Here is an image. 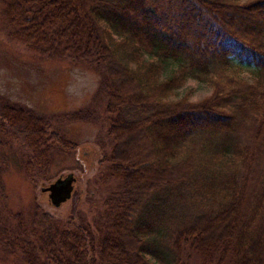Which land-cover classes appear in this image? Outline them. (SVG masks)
<instances>
[{
	"label": "trees",
	"instance_id": "obj_1",
	"mask_svg": "<svg viewBox=\"0 0 264 264\" xmlns=\"http://www.w3.org/2000/svg\"><path fill=\"white\" fill-rule=\"evenodd\" d=\"M0 1L9 38L101 72L100 102L72 112L1 103L0 135L28 150L35 184L54 153L78 146L59 126L100 118L109 148L94 181L115 184L91 219L60 220L37 204L8 209L0 167L3 255L15 264H264V0ZM238 67L256 75L232 76ZM189 78L210 96L176 99Z\"/></svg>",
	"mask_w": 264,
	"mask_h": 264
},
{
	"label": "rangeland",
	"instance_id": "obj_2",
	"mask_svg": "<svg viewBox=\"0 0 264 264\" xmlns=\"http://www.w3.org/2000/svg\"><path fill=\"white\" fill-rule=\"evenodd\" d=\"M7 32L4 5L0 1V104L8 101V104L30 109L37 115L50 116L78 110L92 101L100 102L96 94L101 75L98 69L76 65L66 59L43 58L30 51L24 43L9 38ZM238 69L232 76L250 79L256 75L252 69ZM211 93L212 88L208 83L189 78L178 89L176 99L186 95L190 101H199ZM59 129L66 139L78 146L69 154L54 153L46 178L35 184L24 168L27 155L24 157V154L28 150L17 139L5 142L0 135V167L5 204L13 212L25 211L37 204L56 219L66 220L72 214L91 219L101 208L103 197L115 188L112 182L101 186L94 181L103 147L109 148L102 120L98 118L95 122H73L61 125ZM137 142L133 145L136 154L141 156L143 149L136 147ZM67 173H73L77 179L75 191L68 201L54 207L47 193L41 192L40 188ZM0 264H15V259L0 251ZM191 264H200V261L195 257Z\"/></svg>",
	"mask_w": 264,
	"mask_h": 264
},
{
	"label": "water",
	"instance_id": "obj_3",
	"mask_svg": "<svg viewBox=\"0 0 264 264\" xmlns=\"http://www.w3.org/2000/svg\"><path fill=\"white\" fill-rule=\"evenodd\" d=\"M76 180L73 173H67L42 186L40 191L47 193L52 206L59 207L72 197Z\"/></svg>",
	"mask_w": 264,
	"mask_h": 264
}]
</instances>
